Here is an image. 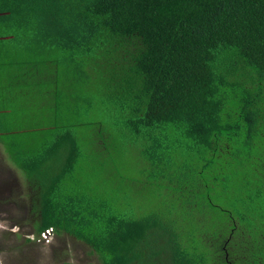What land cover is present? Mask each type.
<instances>
[{
    "label": "trees",
    "instance_id": "16d2710c",
    "mask_svg": "<svg viewBox=\"0 0 264 264\" xmlns=\"http://www.w3.org/2000/svg\"><path fill=\"white\" fill-rule=\"evenodd\" d=\"M0 79L36 236L101 264H264V0H0ZM109 129L146 183L101 179Z\"/></svg>",
    "mask_w": 264,
    "mask_h": 264
},
{
    "label": "rangeland",
    "instance_id": "374dc122",
    "mask_svg": "<svg viewBox=\"0 0 264 264\" xmlns=\"http://www.w3.org/2000/svg\"><path fill=\"white\" fill-rule=\"evenodd\" d=\"M29 101L17 104L16 109L20 111L26 104L31 109ZM103 147L117 164L113 166L108 159L100 157L97 164L103 169L98 172L101 179L103 174L114 180L133 177L137 183L145 182L142 165L130 163L135 161L128 154L136 156L137 152L123 134L110 131ZM119 185L117 182L116 186ZM33 197L28 182L0 144V264H101L89 246L66 234H54L48 245L38 243L35 237L39 214L31 207Z\"/></svg>",
    "mask_w": 264,
    "mask_h": 264
},
{
    "label": "built area",
    "instance_id": "2783aa9c",
    "mask_svg": "<svg viewBox=\"0 0 264 264\" xmlns=\"http://www.w3.org/2000/svg\"><path fill=\"white\" fill-rule=\"evenodd\" d=\"M54 230L52 228L45 229L43 232L36 236V241L41 244H50L53 241Z\"/></svg>",
    "mask_w": 264,
    "mask_h": 264
},
{
    "label": "crops",
    "instance_id": "0c3cea01",
    "mask_svg": "<svg viewBox=\"0 0 264 264\" xmlns=\"http://www.w3.org/2000/svg\"><path fill=\"white\" fill-rule=\"evenodd\" d=\"M20 171V170H19Z\"/></svg>",
    "mask_w": 264,
    "mask_h": 264
}]
</instances>
